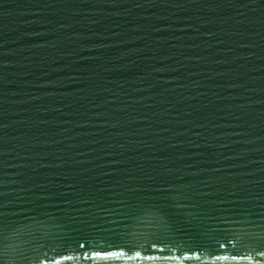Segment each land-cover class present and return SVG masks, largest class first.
I'll return each instance as SVG.
<instances>
[{"label": "water", "instance_id": "obj_1", "mask_svg": "<svg viewBox=\"0 0 264 264\" xmlns=\"http://www.w3.org/2000/svg\"><path fill=\"white\" fill-rule=\"evenodd\" d=\"M130 177L264 214V0H0V210Z\"/></svg>", "mask_w": 264, "mask_h": 264}, {"label": "snow or ice", "instance_id": "obj_2", "mask_svg": "<svg viewBox=\"0 0 264 264\" xmlns=\"http://www.w3.org/2000/svg\"><path fill=\"white\" fill-rule=\"evenodd\" d=\"M149 180L118 181L89 193L92 199L80 195L79 204L67 200L56 213L35 202L15 219L0 210V264H8L10 253L13 264H230L251 260L250 249L264 256V214L253 219L246 201L207 191L214 187L208 182L194 188ZM69 221L72 233L60 231Z\"/></svg>", "mask_w": 264, "mask_h": 264}]
</instances>
